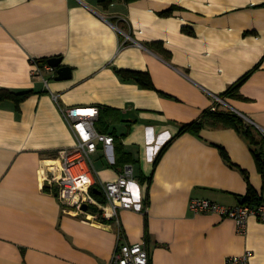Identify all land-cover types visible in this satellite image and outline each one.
Returning a JSON list of instances; mask_svg holds the SVG:
<instances>
[{"label":"crops","instance_id":"0c3cea01","mask_svg":"<svg viewBox=\"0 0 264 264\" xmlns=\"http://www.w3.org/2000/svg\"><path fill=\"white\" fill-rule=\"evenodd\" d=\"M57 57L70 78L56 79L49 61L41 67L53 70L34 73V62ZM120 70L150 73L155 88ZM3 88L33 93L0 103V264H109L119 243H143L151 264H228L248 250L264 264V222L251 217L242 233L234 219L190 207L245 204L250 189L264 202L263 143L223 125L180 133L214 95L264 128V0H0ZM60 105L99 108L114 160L100 143L95 177L117 180L126 152L140 210L103 220L92 208L86 218L44 185L46 159L76 143Z\"/></svg>","mask_w":264,"mask_h":264},{"label":"built area","instance_id":"2783aa9c","mask_svg":"<svg viewBox=\"0 0 264 264\" xmlns=\"http://www.w3.org/2000/svg\"><path fill=\"white\" fill-rule=\"evenodd\" d=\"M134 41L132 35L126 34V42ZM34 73H40L45 67L53 70L46 64L41 67L34 62ZM215 111L220 106L228 107L225 98L214 95ZM230 108V107H228ZM62 115L69 123L76 143L72 147L59 149L55 157L46 159L42 168L44 185L58 196L66 212L90 218L92 208L97 210L92 218L119 220V211L122 209L140 210L142 205L137 191V182L134 176L133 165L126 164L124 171L115 181H98L95 177L93 154L102 143L107 151L110 161L114 160L109 155V150L114 145L112 135L101 133L96 128L99 115L98 107L62 106ZM244 121L260 131L264 138V128L258 125L248 115L237 112ZM113 162V161H112ZM97 188L106 198L101 201L94 192ZM89 206L88 210L84 205ZM190 207L194 212H215L224 217L234 219L240 232H244L251 217L264 222V203L260 205L238 204L228 206L206 198H193ZM253 252L246 251L242 255L228 258V264H251ZM109 264H151V256L143 243H119Z\"/></svg>","mask_w":264,"mask_h":264},{"label":"trees","instance_id":"16d2710c","mask_svg":"<svg viewBox=\"0 0 264 264\" xmlns=\"http://www.w3.org/2000/svg\"><path fill=\"white\" fill-rule=\"evenodd\" d=\"M111 1V0H108ZM126 1H132V0H126ZM49 59H42L37 60L38 64L40 66H43L45 63H48ZM120 74L123 75L126 79H133L137 81L141 86L145 88H155L153 79L148 72L143 71H131V70H120ZM251 74V71L246 73L243 77H241L234 85H232L228 91L224 95H230L234 92L236 93L242 83L248 78V76ZM33 91H23V92H15L6 88L0 89V103L6 101V100H13L17 103L19 106L20 103L26 99L29 95H31ZM227 126V127H233L236 128L238 131H240L245 137H247L252 143L254 144H260L263 143L264 147V138L260 141L255 133V129L247 124L244 119L236 113L234 110L230 108H220L215 111L208 109L205 111L204 115L191 123L183 124L181 127L180 133H194L199 135L201 130L206 126ZM170 142H168L164 147L160 150L158 157L156 159L159 160V158L163 155L166 148ZM224 156L229 160V155L226 153V151H223ZM257 157L260 163L261 170L264 174V164L262 162V154L257 153ZM129 161V155L126 152H121L120 155L117 158V163H125ZM116 163V164H117ZM96 196L103 202L106 201V198L103 194H96ZM263 200L258 196V193L254 191L253 189H250V192L248 196L246 197V203L248 205H260L263 204ZM104 220V219H103Z\"/></svg>","mask_w":264,"mask_h":264},{"label":"water","instance_id":"95a60500","mask_svg":"<svg viewBox=\"0 0 264 264\" xmlns=\"http://www.w3.org/2000/svg\"><path fill=\"white\" fill-rule=\"evenodd\" d=\"M62 58L57 57V58H51L49 59V64L57 69V75H56V79L58 80H62V79H67L70 78L72 76V69L68 66H62ZM94 192L96 194H100L101 191L97 188L94 189ZM89 206L87 204L84 205V209L88 210Z\"/></svg>","mask_w":264,"mask_h":264}]
</instances>
